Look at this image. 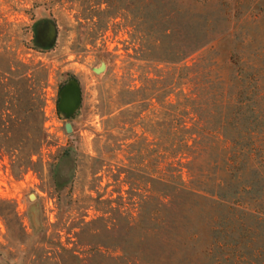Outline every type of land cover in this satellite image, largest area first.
<instances>
[{"label": "trees", "instance_id": "obj_1", "mask_svg": "<svg viewBox=\"0 0 264 264\" xmlns=\"http://www.w3.org/2000/svg\"><path fill=\"white\" fill-rule=\"evenodd\" d=\"M58 1L81 2L83 19L96 28L90 40L122 20L132 59L159 66L154 80L120 88L124 99L116 110L125 119L103 130V148L122 152L127 162L111 167L109 177L127 187L138 208L126 230L140 219L141 241H158L149 249L190 251L208 221L203 251L236 249L230 264H264V43L250 41L264 25V0H251L237 14L241 41L229 69L217 63L210 46L234 18L219 11L221 0ZM16 25L21 38L28 28ZM17 47L9 52L0 46V157L20 174L34 166L32 158L46 143L49 72ZM154 107L152 123L146 114ZM111 114H102L105 122L117 119ZM117 129L127 135L122 141L110 138ZM93 161L101 164L102 152Z\"/></svg>", "mask_w": 264, "mask_h": 264}, {"label": "rangeland", "instance_id": "obj_2", "mask_svg": "<svg viewBox=\"0 0 264 264\" xmlns=\"http://www.w3.org/2000/svg\"><path fill=\"white\" fill-rule=\"evenodd\" d=\"M250 1L221 0L219 11L234 18L228 31L210 46L224 69H229V56L241 41L237 14ZM83 13L81 2L0 0V46L6 45L9 52L18 46L23 57L40 60L49 72L43 108L46 143L32 158L34 166L14 173L6 158L0 157V264H131L135 259L140 261L137 264L234 262L236 249L203 251L209 242L208 221L190 251L149 249L158 241H141L140 219L126 230L128 217L136 216L138 208L125 194L127 187L109 177L111 167L127 162L122 152L111 155L108 146L103 148V130L125 119L116 110L124 99L120 88L139 87L145 77L154 80L159 66L132 59L128 30L120 19L90 40L96 28L83 19ZM16 24L28 28L21 38L15 37ZM254 32L251 43H264V25ZM73 96L75 101L65 109ZM107 112L117 119L105 122L102 114ZM154 114L155 107L146 114L152 123ZM65 124L70 125L69 133ZM109 135L111 140L127 137L118 129ZM97 151L102 152L101 164L93 161ZM116 208L123 214L111 210Z\"/></svg>", "mask_w": 264, "mask_h": 264}, {"label": "water", "instance_id": "obj_3", "mask_svg": "<svg viewBox=\"0 0 264 264\" xmlns=\"http://www.w3.org/2000/svg\"><path fill=\"white\" fill-rule=\"evenodd\" d=\"M75 97L73 96V98L71 97V99L69 98V100L66 101V103H68L66 106H65V109H68V107L70 106L69 104L72 103V101H75ZM64 131L66 133H69L71 131V128H70V125L69 124H65L64 125ZM29 199H32V197L30 196Z\"/></svg>", "mask_w": 264, "mask_h": 264}]
</instances>
